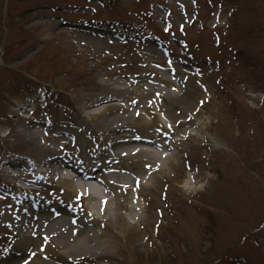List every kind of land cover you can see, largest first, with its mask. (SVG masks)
Segmentation results:
<instances>
[{"label": "rangeland", "instance_id": "1", "mask_svg": "<svg viewBox=\"0 0 264 264\" xmlns=\"http://www.w3.org/2000/svg\"><path fill=\"white\" fill-rule=\"evenodd\" d=\"M154 73L200 122L142 187L139 222L94 228L112 258L69 261L51 238L19 252L0 221V264H264V0H0V168L31 150L27 121L71 126L100 82Z\"/></svg>", "mask_w": 264, "mask_h": 264}, {"label": "bare ground", "instance_id": "2", "mask_svg": "<svg viewBox=\"0 0 264 264\" xmlns=\"http://www.w3.org/2000/svg\"><path fill=\"white\" fill-rule=\"evenodd\" d=\"M170 73L179 84V71ZM146 77L133 74L126 80L100 82L98 90L104 94L80 100L75 114L79 120L71 126L54 119L49 125L41 120L24 124L19 136L31 150L7 157L1 164L5 168H0L7 179L3 185L9 187L7 194L0 186V221L12 231L6 244L22 252L30 237L51 238L69 253V261L84 259L79 255L84 251L96 259L112 258L95 250L102 232L94 228H103L101 222L109 220L114 228L139 222L142 187L164 168L174 154L170 151L191 136L184 133L190 124L200 122L199 110L189 108L191 100L174 83L157 73L153 79ZM165 84L181 93H170ZM45 183L61 200L40 199L52 193L40 189ZM42 258L31 251L20 263Z\"/></svg>", "mask_w": 264, "mask_h": 264}]
</instances>
